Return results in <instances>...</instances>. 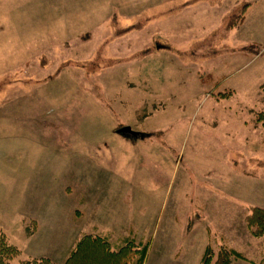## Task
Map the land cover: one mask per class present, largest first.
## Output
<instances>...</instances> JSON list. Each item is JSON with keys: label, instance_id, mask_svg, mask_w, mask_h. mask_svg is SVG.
I'll return each mask as SVG.
<instances>
[{"label": "rangeland", "instance_id": "obj_1", "mask_svg": "<svg viewBox=\"0 0 264 264\" xmlns=\"http://www.w3.org/2000/svg\"><path fill=\"white\" fill-rule=\"evenodd\" d=\"M260 114L264 0H0L3 264H64L95 228L128 264L140 241L148 264H191L205 228L262 264Z\"/></svg>", "mask_w": 264, "mask_h": 264}, {"label": "trees", "instance_id": "obj_2", "mask_svg": "<svg viewBox=\"0 0 264 264\" xmlns=\"http://www.w3.org/2000/svg\"><path fill=\"white\" fill-rule=\"evenodd\" d=\"M215 3V2H213ZM249 4L244 5L234 22H229L224 28L225 33L230 32L235 27L240 26L245 20V13ZM216 53H213L215 55ZM208 79L210 75L206 76ZM263 86V85H262ZM261 86V87H262ZM233 91L229 90L220 94L221 97H230ZM257 121L264 123V114H260ZM264 143V138H263ZM245 224L254 238L264 236V209L253 207L245 217ZM95 234L83 235L75 244L64 264H128V260L121 250H116L112 247L107 239V236L101 237L98 231L94 230ZM128 236L124 239L123 244H133L134 240L130 241ZM128 244H125L128 245ZM149 242L144 244L140 241L136 244V260L132 264H143ZM19 255V251L14 246L10 245L5 234L0 230V264ZM248 262L247 259L240 253L226 246H221L217 251L212 250L209 246L205 249L201 264H233L235 261ZM26 264H53L46 258H33ZM264 264V260L262 262Z\"/></svg>", "mask_w": 264, "mask_h": 264}, {"label": "crops", "instance_id": "obj_3", "mask_svg": "<svg viewBox=\"0 0 264 264\" xmlns=\"http://www.w3.org/2000/svg\"><path fill=\"white\" fill-rule=\"evenodd\" d=\"M48 184H49L48 174H47V171H45V173L43 174V176L40 178L39 182L34 185V189L36 191L42 190V192H34L35 195H44L43 193H45L48 190ZM35 201H36V203H35L36 204L35 209H36L37 208V204H39V202H38V200L36 198H35ZM29 210L30 209L28 207L26 208V206L24 204L23 207H22L21 216L22 217L26 216L27 215V212ZM30 211L32 212L31 214L28 213V214H30V218H37L36 217V212L37 211H33V210H30ZM94 230H97V228H95ZM205 231H206V236H207L206 239H203L200 244L195 245L196 249H198V252L197 253H193L192 257H190L188 259L185 258L184 259L185 261H190L191 264H201V260H202L203 254L205 252V249L210 244V239H209L210 234L208 232V229L205 228ZM191 232L189 233V235L185 236L186 239H187V237L190 236ZM30 237H33V236L31 235ZM152 243H153V241L150 242V248L149 249L152 248ZM150 251L151 250L148 251V254H147L146 258H145L144 264H148V258H149V255H150ZM178 256L179 255L177 254L176 256H174V258L177 259ZM183 263H184V261H183Z\"/></svg>", "mask_w": 264, "mask_h": 264}, {"label": "water", "instance_id": "obj_4", "mask_svg": "<svg viewBox=\"0 0 264 264\" xmlns=\"http://www.w3.org/2000/svg\"><path fill=\"white\" fill-rule=\"evenodd\" d=\"M122 134H127L128 132L130 133L128 128H125L123 130L120 131Z\"/></svg>", "mask_w": 264, "mask_h": 264}]
</instances>
